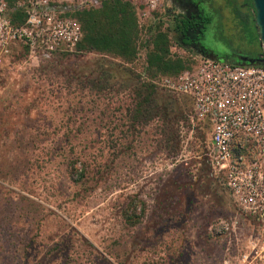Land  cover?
Wrapping results in <instances>:
<instances>
[{
    "label": "rangeland",
    "instance_id": "rangeland-1",
    "mask_svg": "<svg viewBox=\"0 0 264 264\" xmlns=\"http://www.w3.org/2000/svg\"><path fill=\"white\" fill-rule=\"evenodd\" d=\"M100 1L86 0L83 10ZM123 1L141 25L132 58L85 53L80 41L44 61L18 46L0 57V264H245L237 259L249 239L261 249L262 226L238 212L210 173L209 125H187V99L155 88L161 111L172 114L129 119L133 70L151 49L144 35L165 33L170 59L191 67L203 47L255 54L251 31L224 12L203 35L199 27L187 33L200 44L181 45L169 0L148 20L138 15L146 0ZM79 12L71 15L78 23ZM218 220L230 229L212 236Z\"/></svg>",
    "mask_w": 264,
    "mask_h": 264
},
{
    "label": "built area",
    "instance_id": "built-area-1",
    "mask_svg": "<svg viewBox=\"0 0 264 264\" xmlns=\"http://www.w3.org/2000/svg\"><path fill=\"white\" fill-rule=\"evenodd\" d=\"M85 4L86 0H16L8 6L0 0V57H5L12 46L23 48L27 58L39 61L49 59L62 47L73 50L81 31L71 15L83 10ZM144 4L138 15L148 20L159 0ZM17 14L22 15L20 23L12 21V15ZM148 39L144 35L143 43ZM138 58L141 69L133 71L145 81V59ZM151 83L189 101L186 122L190 128L209 125L205 155L211 175L222 183L238 212L264 229V60L231 64L202 57L195 66ZM230 226L218 220L208 230L210 235L219 236ZM262 244L259 249L256 241L249 239L237 261L262 263Z\"/></svg>",
    "mask_w": 264,
    "mask_h": 264
},
{
    "label": "trees",
    "instance_id": "trees-1",
    "mask_svg": "<svg viewBox=\"0 0 264 264\" xmlns=\"http://www.w3.org/2000/svg\"><path fill=\"white\" fill-rule=\"evenodd\" d=\"M196 1L198 3L196 19L194 18L189 21L184 19L174 20V30L181 36L182 43L184 45L189 44V39L185 35L187 30L201 25L199 32L203 35L205 26L209 25L213 20L219 24L225 12L227 13L225 16H229L237 26L251 31L253 36L252 43L256 45L257 51L252 55H244L237 51L219 54L203 47L202 56L213 60H225L231 64H242L241 62L247 61L255 63L260 55V48L256 28L252 21L253 9L250 0ZM78 16L82 32V37L78 44L80 51L95 54H113L120 58V60L129 59L134 56L137 24L132 7L128 2L123 0H101L99 8L82 10ZM12 21L18 23L15 21L14 15H12ZM147 42L151 44V49L145 58L144 73L146 80L141 81L134 74L139 81V86L133 93V104L129 119L134 122L143 123L157 118L164 122L166 116L172 113L165 110L161 111L162 106L158 104L160 96L155 92V88L157 87L149 80V71H156L159 74L158 77L174 76L189 67H183L179 59H170L167 45L168 38L165 33L158 31L152 40L148 39ZM167 99L169 98L167 97ZM176 118L177 116L173 115L174 121H176ZM167 122L169 125V121ZM169 136L166 137L167 140Z\"/></svg>",
    "mask_w": 264,
    "mask_h": 264
},
{
    "label": "flooded vegetation",
    "instance_id": "flooded-vegetation-1",
    "mask_svg": "<svg viewBox=\"0 0 264 264\" xmlns=\"http://www.w3.org/2000/svg\"><path fill=\"white\" fill-rule=\"evenodd\" d=\"M177 10L176 16L174 17V20L176 19H184V20H191V19H196L197 14H198V3L196 0H169ZM200 28L201 25L197 26L194 29H189L186 31L185 35L188 37L187 33L191 32L192 30H195L197 28ZM177 33V32H176ZM179 37V42L181 45H184L181 41V36L177 33ZM189 39V44L188 45H197L200 44L199 41H195V39L188 37ZM203 55V52H201ZM204 57V56H203ZM206 58V57H204ZM210 59V58H208ZM225 61V60H224ZM227 62V61H225Z\"/></svg>",
    "mask_w": 264,
    "mask_h": 264
},
{
    "label": "water",
    "instance_id": "water-1",
    "mask_svg": "<svg viewBox=\"0 0 264 264\" xmlns=\"http://www.w3.org/2000/svg\"><path fill=\"white\" fill-rule=\"evenodd\" d=\"M250 3L253 9L252 21L258 36L260 55L255 63L247 61L241 62L242 64H257L264 60V0H250Z\"/></svg>",
    "mask_w": 264,
    "mask_h": 264
}]
</instances>
